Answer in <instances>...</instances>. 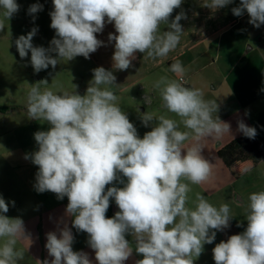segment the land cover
<instances>
[{
  "label": "clouds",
  "instance_id": "clouds-1",
  "mask_svg": "<svg viewBox=\"0 0 264 264\" xmlns=\"http://www.w3.org/2000/svg\"><path fill=\"white\" fill-rule=\"evenodd\" d=\"M183 2L52 0L50 27L55 36L49 46H34L38 27H33L15 40V47L21 59L30 53L35 73L49 66L55 70L61 60L90 59V54L107 46L97 34L106 24H113L115 33L108 34V43L114 42L113 69L124 71L133 66L137 53L156 61L176 49L184 32L180 21L187 19ZM231 3L210 0L204 7L217 11ZM20 7L17 0H0V31ZM175 9L181 11L170 21ZM40 11L43 5L33 3L27 14L34 22ZM231 11L237 17L246 12L248 23L255 28L264 25V0H240ZM161 24L168 25L162 34ZM170 71L182 78L185 68L176 60ZM92 72L84 95L41 90L47 79L28 92V116L50 126L34 133L37 150L25 155L38 166L34 189L52 192L58 200L67 197L66 213L72 217V227L88 234L87 243L98 264H125L133 251L142 257L135 264H194L193 258L215 241L217 232L229 228L234 218L227 203L217 208L200 193L195 195V207L187 206L190 185L206 182L211 174V164L198 142L232 133L230 123L220 119L217 101L205 100L200 89L161 77L153 87L160 90L163 107L180 121L165 115L154 118L146 112L140 119L151 130L141 138L110 90L117 85L113 71L100 66ZM244 115H249L248 110ZM180 124L188 131L178 130ZM236 131L253 140L258 135L256 127L243 118L237 120ZM190 139L197 143L185 150L184 142ZM110 198L119 211L108 218ZM248 201L247 227L215 245V264H264V190L251 193ZM10 203L15 205L0 196V264H18L24 254L16 249L17 241L29 239L22 218L5 215ZM128 235L134 237V250ZM46 240L52 259L42 264H93L87 252L73 250L75 237L67 224L48 232Z\"/></svg>",
  "mask_w": 264,
  "mask_h": 264
},
{
  "label": "rangeland",
  "instance_id": "rangeland-1",
  "mask_svg": "<svg viewBox=\"0 0 264 264\" xmlns=\"http://www.w3.org/2000/svg\"><path fill=\"white\" fill-rule=\"evenodd\" d=\"M204 1L205 4L210 3V0ZM17 3L21 6L19 12L10 21L5 20V28L3 31H0V196L6 202L15 201L14 206L11 203L9 204V211L5 215L10 218H22L25 232L29 236V239L19 238L17 241L16 249L22 251L24 254L23 259L19 260L18 264H42V261L45 259L51 260L52 257H49L45 247L47 242L45 238L46 234L50 231H56L58 228L62 229L65 224L71 228L75 237L72 245L73 250L81 251V249L85 248L84 252L89 254L93 264H98L95 261L94 251L87 243L88 234L77 232L72 227V217L70 214L66 216L61 214L62 220H43L48 192L38 193L34 189L35 174L38 171V166L34 165L31 160L25 159V155L37 150L34 133L37 131H46L50 127L47 122L32 120L28 116L26 110L27 96L31 87L37 82L47 79L48 84H41V90L50 88L57 93H73L76 91L78 94L84 95L89 86V82L93 78L92 70L100 67V65L93 61V57L90 54V59L79 56L72 61L61 60L55 70L49 66L48 69L35 73L30 64V53L28 57L21 59L14 42L20 35H26L33 27H38V32L33 38V44L34 46L48 47L50 41L55 36V30L50 27L51 18L49 15L53 10V3L52 0H17ZM33 3L43 5V11L36 14L34 22L32 17L27 14V9ZM239 3L240 0H233V3L217 11L210 9L211 11L208 12L215 13L217 16L207 17V11L202 8L203 5L200 0H184L181 7L186 13L187 19L180 21L184 32L181 35L176 49L171 51L166 58L156 61L146 59L144 60V64H139V61L135 64L134 61L132 62L133 66L124 71L115 70L112 66H103L106 70L113 71L117 85L111 86L110 90L118 97V105L127 113L130 122L137 128L138 135L141 138L146 132L151 130V127H145L143 125L140 119L142 114L149 112L154 115V118L165 115L168 118L176 119L174 113L168 112L163 107L160 90L154 88L153 85L161 77H167L169 80H176L181 83V77L170 71L168 62L170 60L174 62L176 60L181 61L185 68L182 78L186 79L188 83L190 73L193 70V65L190 62V45L198 38L205 37L206 33L202 31L203 28L207 26L216 30L224 28L226 31L221 35V40L224 39L236 46L233 49H216V44L210 46L211 49L204 50L208 52L206 54V60L211 59V55H218L221 61L216 63L214 68L211 67L203 71L207 73H214L216 70L218 72H224L230 66L229 59L232 56H235V59H237L236 57L240 54L242 56L255 54L254 52H247L248 47L257 42V39L253 37L250 40L249 35L254 36L255 31L262 32L263 34L264 25H261L260 28H255L249 24V16L246 12L240 17L233 15L231 9L237 7ZM206 10H209V8ZM180 11L181 9H175L172 17H170V21ZM192 12H195V17L192 16ZM167 29V24L160 25L161 34ZM104 37L100 33L97 34V38L103 39ZM105 40L107 42V39ZM183 86L190 88V84L185 85L184 83ZM22 127L27 132H24V128L22 129ZM18 128L24 142L22 144L19 143V145H14L11 141V135L12 133H16ZM178 130L188 131L184 128L183 124H180ZM184 148L185 150L190 148V140L184 142ZM14 155H19L20 160L17 161L13 157ZM208 161L211 164V171L213 173L215 172V174L220 173L216 170L217 167L213 164V161ZM22 171L32 173L29 181L26 180ZM256 172L257 177L250 175V173L230 182L223 178L221 173L220 175H216L215 182L213 181L214 176L211 173V179L208 178V181H212V183L206 181L200 185H190L192 191L188 194L189 201L187 206L189 208L195 207V195L196 193H200L209 203L217 208L221 204L227 203L231 210L230 214L233 217H239L241 219L231 220L229 228L222 232H217L215 241L212 244H206L202 254L198 258H193L194 264H215L212 251L215 245L222 240L226 242L231 235L236 234L238 232L236 228L240 233L245 230L247 227L245 217L249 202L248 197L253 192L264 190V182L261 181L264 175L258 173V171ZM255 180L259 181L254 183ZM257 184H260V188H258L259 186L257 187ZM116 186L122 187L119 184ZM64 199H67V197ZM114 204V200L110 198V205ZM114 215L112 209L109 207L106 217L111 218ZM31 216H36V220H25L27 218L30 219ZM64 217L65 220H63ZM237 224L241 226L238 227ZM126 239L131 242L130 247L134 250V237L128 235ZM2 243L3 240L0 239V244ZM141 258V256H138L133 251V255L125 264H135V261Z\"/></svg>",
  "mask_w": 264,
  "mask_h": 264
},
{
  "label": "crops",
  "instance_id": "crops-1",
  "mask_svg": "<svg viewBox=\"0 0 264 264\" xmlns=\"http://www.w3.org/2000/svg\"><path fill=\"white\" fill-rule=\"evenodd\" d=\"M200 1L203 5L202 8L207 11V17L217 16L215 13H209L208 11H211L210 9L206 10L207 7H204V0ZM192 14L193 17L196 16L195 12H192ZM223 30L224 28L216 30L210 26L203 28L202 31H205L206 33L205 37L200 39L198 38L192 43V45H190V62L193 65V70L190 73V80L188 81V83L186 79L184 80L185 85L190 84V88L200 89L204 94L205 100L217 101L219 105V111L217 115L222 121L228 122L231 125L232 133H225L219 138L215 136L205 137L198 142L200 147L202 148L201 154L207 160H212L213 164H215V166L217 167L216 170H218L222 174L223 178L227 179L230 182L238 179L239 177H234L232 173L226 168V166L218 158L217 151L220 147L224 146L231 140L243 136L242 134L236 131L238 119L243 118L246 124L252 127H256L258 132L256 138L264 147V90H262L264 89V32L262 34V32L255 31L254 36L249 35L250 40L253 37L257 39V42L254 45L249 46L247 52H254L255 54H252L251 56H249L248 54L242 56L240 54L238 57H236L237 59H235V56H232L231 59H229L228 57L230 61V66L228 67V69H226L224 72H218L216 70V72L214 73H207L205 71L207 69H210L211 67L214 68L216 63H219L221 59L220 57H218V55H211V59L206 60V54L208 52H205L204 50H207L208 48L211 49L210 46L216 44V49H233L236 47L229 41H226L224 39L221 40V35L226 31ZM109 33H115V28L113 24H106L104 31L100 33L102 36L105 37L103 39L98 38L100 40L105 41V44L107 46L100 47L95 53H92L91 55L93 57V61L96 62L98 65L113 67L112 56L115 49L114 42L110 43V45H108L107 43ZM105 39H107V42ZM212 40L213 42H211ZM136 56L137 58L134 60L135 64L138 63V61L139 64H144V60H146L144 58L145 56H143V54L141 53H137ZM168 62L171 64L174 63L173 60H170ZM246 110H248L249 112V115L247 116L244 115ZM215 115L216 114L214 113L213 116L215 117ZM175 120L178 122L179 117L176 116ZM23 128L24 127H22V129ZM23 131L27 132L25 128L23 129ZM11 141L14 145H19V143L22 144L24 142L19 128L16 133H12ZM195 143L197 142L190 139V147H192ZM13 157L17 161L20 160L19 155H14ZM256 171L264 175V161L260 162L255 168L245 172L240 177L248 175L250 173V175H254L255 177H257ZM211 173L214 176L213 181L216 182L215 177L217 174L220 175V173L215 174V172L213 173L212 171ZM23 175L26 177V180L29 181V177L32 176V173L30 174V172L24 171ZM209 179H211L210 176ZM258 181L259 180H255L254 183ZM261 181L264 182V178ZM207 182L212 183V181L208 180ZM257 187L260 188V184H257ZM67 204L68 199L58 200L54 193L48 192V195L46 197V209L43 212V220H62L61 214L63 216L67 215ZM110 208L112 209L113 215L117 211H119L118 206L115 204L110 205ZM25 220H36V216H31L30 219L27 218ZM63 220H65V217ZM232 220L241 219L239 217H234ZM236 231H238L236 234L240 233L237 228ZM84 250L85 248L81 249V251Z\"/></svg>",
  "mask_w": 264,
  "mask_h": 264
},
{
  "label": "trees",
  "instance_id": "trees-1",
  "mask_svg": "<svg viewBox=\"0 0 264 264\" xmlns=\"http://www.w3.org/2000/svg\"><path fill=\"white\" fill-rule=\"evenodd\" d=\"M217 156L232 175L238 178L264 161V147L257 138L253 140L240 136L220 147Z\"/></svg>",
  "mask_w": 264,
  "mask_h": 264
},
{
  "label": "built area",
  "instance_id": "built-area-1",
  "mask_svg": "<svg viewBox=\"0 0 264 264\" xmlns=\"http://www.w3.org/2000/svg\"><path fill=\"white\" fill-rule=\"evenodd\" d=\"M180 81H181V83H182V84H184V83H185V80H184V78H180Z\"/></svg>",
  "mask_w": 264,
  "mask_h": 264
}]
</instances>
